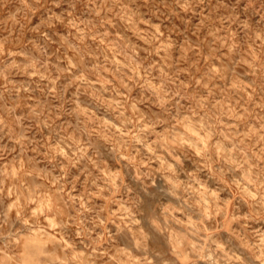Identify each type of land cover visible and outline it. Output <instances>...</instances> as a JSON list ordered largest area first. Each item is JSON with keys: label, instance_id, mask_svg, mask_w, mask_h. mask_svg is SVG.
<instances>
[{"label": "clouds", "instance_id": "9594fccd", "mask_svg": "<svg viewBox=\"0 0 264 264\" xmlns=\"http://www.w3.org/2000/svg\"><path fill=\"white\" fill-rule=\"evenodd\" d=\"M0 264H264V0H0Z\"/></svg>", "mask_w": 264, "mask_h": 264}]
</instances>
